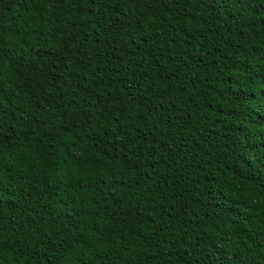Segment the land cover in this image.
<instances>
[{"label": "trees", "instance_id": "trees-1", "mask_svg": "<svg viewBox=\"0 0 264 264\" xmlns=\"http://www.w3.org/2000/svg\"><path fill=\"white\" fill-rule=\"evenodd\" d=\"M0 264H264V0H0Z\"/></svg>", "mask_w": 264, "mask_h": 264}]
</instances>
